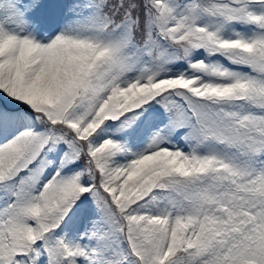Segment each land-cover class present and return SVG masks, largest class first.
I'll return each instance as SVG.
<instances>
[{
  "label": "rangeland",
  "instance_id": "obj_1",
  "mask_svg": "<svg viewBox=\"0 0 264 264\" xmlns=\"http://www.w3.org/2000/svg\"><path fill=\"white\" fill-rule=\"evenodd\" d=\"M154 2L161 7L154 31L162 27L177 41L150 48L160 49L155 61L147 52L132 54L131 28L107 33L91 0H0V149L10 146L0 158V195L6 197L7 182L13 195L0 200V264H162L175 243L199 237L203 225L205 238L197 243L202 260L264 264V0H211L210 8L198 0ZM192 34L203 48L196 36L180 45ZM176 48L181 53H169ZM86 52L96 64L84 73L91 77L79 96L81 113L69 119L70 135H63L80 141L93 160L101 193L123 210L149 194L142 184L160 168L195 175L185 190L192 206L152 191L128 209L124 244L112 234L115 223L100 218L95 195L74 205L75 191H88L93 182L73 167L78 153L56 136V126L43 129L34 117L64 96ZM24 69L46 70L48 77L37 95L19 101L30 84ZM157 95L180 107L163 112ZM137 99L141 105L133 107ZM148 123L151 133L141 136ZM15 200L32 242L29 254L20 250L25 255L8 246ZM42 212L54 220L46 239L40 235L47 223L33 217ZM221 220L226 224L217 249L208 234ZM192 260L169 264H202Z\"/></svg>",
  "mask_w": 264,
  "mask_h": 264
},
{
  "label": "trees",
  "instance_id": "obj_2",
  "mask_svg": "<svg viewBox=\"0 0 264 264\" xmlns=\"http://www.w3.org/2000/svg\"><path fill=\"white\" fill-rule=\"evenodd\" d=\"M92 4L94 6V9H96V14L99 18L97 22L101 23L103 28L108 32L113 31L114 28L118 29L120 26H127L131 28V50L133 55H139V54H149L152 59L158 57L157 51L160 50L158 48L157 51L150 52V48H153L156 46V43L160 42L162 44V50H163V43H172L173 45H176V42H173L170 39V35L164 31L161 28H159V32L154 31L153 27L158 24V20L160 21V12H161V7L159 5H156L154 0H91ZM174 2V1H181V0H168V2ZM211 0H198L202 4L204 8H210ZM214 1V0H212ZM217 1V0H215ZM238 7H240L238 5ZM159 12V13H158ZM196 36V40L194 41L196 44L200 45V48H203L201 44V40H198V35H188L186 38L181 39L180 45L185 42H191L193 40V37ZM217 41V40H216ZM218 42V41H217ZM147 46V44H149ZM173 52H179L181 53L180 50L176 48V50H169V53ZM147 52V53H146ZM161 52V51H160ZM167 52V51H166ZM80 55V53H79ZM78 55V56H79ZM175 56V54H174ZM182 58V57H180ZM92 64L95 63V59L93 58L92 53L86 52L83 57L78 58V60L75 63V68H74V76L70 79V81L65 85L64 88V96H61L60 99L55 100V102L49 106L48 108H43L38 114H35L36 121L38 122L39 126L43 129L51 128L52 125L56 126V132L58 135L57 137H61L63 139H66L74 152H77V163L76 165H73V167L81 168V173L83 174V178L92 180L93 182V187L92 189L88 191H82L79 187V178H74L73 180L76 182L78 185V190L75 191V195L73 196L74 199V205L78 203L79 201L85 199V198H96V207L100 210V218H103V221L107 223L109 222H114L115 223V230H113L112 234L116 233L117 237H120L119 239L125 243V237L127 238V225L125 224L126 220V213L128 209H130L132 206L136 205L139 202L144 201V199L148 198V196L155 194L152 191H160L172 195V197L176 200H180L182 204L184 205H191L186 203V188L192 183L194 180L195 175L192 176H186V177H181L180 175L177 174H172L169 172L168 169L162 170V168L158 169V171L154 172L150 180H148L145 184H142V188H148L149 187V194L144 195L142 198H139L136 202H130L129 206L125 207L123 210H119L118 207V202L114 201L112 202L108 197L101 193V191L97 187V175L93 169V164H92V159L89 156H86L84 153V148L80 147L81 142L76 140H71L69 141L63 134H68L69 130H71V126L69 124V119L73 118L76 115H79L80 108L77 106L79 101V96L85 95L86 92H88V80L91 77V72L88 74V76L85 75V71H89L91 69ZM201 69V68H200ZM118 98V99H117ZM116 98V103L117 100H122L123 104H125L124 98ZM163 100L162 95H157L155 96V100ZM129 100H126V103ZM155 103V102H151ZM141 105V102L137 100H133L132 106ZM2 102L0 101V106H2ZM128 105V104H127ZM175 105V107H174ZM178 105L180 107L179 103H176L172 100H163V112L165 111L164 109L166 107H170L173 110L178 109L179 107L176 106ZM130 107V105L128 106ZM130 107V108H133ZM130 108H126L125 110L127 111ZM37 113V112H35ZM179 122V121H178ZM177 122V123H178ZM55 139H57L55 137ZM46 147V146H45ZM43 147V148H45ZM197 178H199V181H204V175H197ZM8 183V182H7ZM3 185L6 189L7 187V192H5V196L0 195V200L2 203L6 201L7 198L13 197V195L10 194V186H8L11 183ZM7 185V186H6ZM206 185V184H204ZM23 189V188H22ZM24 190V189H23ZM92 190H95L92 193ZM152 192V193H151ZM64 195L66 197L71 195V190L69 187L64 188ZM96 197H95V196ZM156 197L153 199L155 201ZM127 200L124 201V204L126 203ZM20 202H16L14 207L9 211V215L7 220L9 221V225L7 227L8 230V236L10 243L8 246L10 247L12 243V252L13 254H18L19 251L23 248L26 247V253H30L31 251V246L32 242L26 232L25 224L27 223L24 221V216L19 213V207H20ZM72 205V206H74ZM193 205V204H192ZM191 205V206H192ZM72 206H69L68 203L64 204V207L66 208H72ZM4 213V212H3ZM2 215V213L0 214ZM110 216L113 217L112 220L110 219ZM34 220L40 221L41 223H47L49 230L47 233H41V238L46 239V237L49 235L51 232V227L54 225V220H51L50 218H47L45 216V213H40L39 215L33 216ZM36 221V222H37ZM224 220H221V223H214L211 224V227L213 228V232H210L208 236L212 237V241L210 242L213 248L219 247V231L223 228V226L226 224L223 222ZM38 223V222H37ZM102 225V224H101ZM108 225V224H107ZM109 227V226H108ZM207 226L203 225L202 228L200 229L199 227V237H196L194 240L190 241L189 243H184L180 244V246H176V243L174 244V247L172 248L171 254L168 255L167 258H165L164 262L162 264H169V263H174V262H186V260L193 258L192 262H198L202 264H210V262H207L206 259H203L204 256V251L203 250H198L197 249V243L199 240H204L205 236L204 234L206 233ZM24 229L19 242L16 243L15 236H17V233L20 234L21 231ZM109 230L111 228L109 227ZM153 237L156 240L157 235L155 234V229H152ZM111 234V235H112ZM227 234V233H225ZM215 236V237H214ZM108 237L104 236L105 241L107 240ZM111 240H116L114 237H110ZM119 240V241H120ZM8 247V249H9ZM179 247V248H178ZM206 252H208L207 248L203 245L202 246ZM177 248V249H176ZM22 252V251H20ZM22 255H25V252H22ZM11 260V259H10ZM202 260V261H201ZM207 262V263H206Z\"/></svg>",
  "mask_w": 264,
  "mask_h": 264
},
{
  "label": "bare ground",
  "instance_id": "obj_3",
  "mask_svg": "<svg viewBox=\"0 0 264 264\" xmlns=\"http://www.w3.org/2000/svg\"><path fill=\"white\" fill-rule=\"evenodd\" d=\"M58 51V47H55L54 52ZM28 72V77H30V84H28L27 87L22 89L21 93L18 95L17 100L23 101L24 99L28 100L33 98L35 95L39 93V90L42 89L44 83L47 80L48 77V71L43 70L41 72L37 71H31L29 69H24L23 72ZM153 129L152 123L145 124L141 130V136L143 135H149ZM11 131V130H10ZM10 149V146L5 145L0 149V158L5 155V153H8V150ZM126 150L122 149L119 153L120 155L125 153ZM151 154V153H150ZM146 157V156H145ZM1 163V160H0Z\"/></svg>",
  "mask_w": 264,
  "mask_h": 264
}]
</instances>
